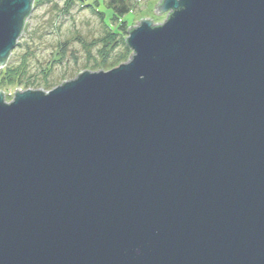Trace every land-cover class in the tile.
Listing matches in <instances>:
<instances>
[{
    "label": "water",
    "instance_id": "water-1",
    "mask_svg": "<svg viewBox=\"0 0 264 264\" xmlns=\"http://www.w3.org/2000/svg\"><path fill=\"white\" fill-rule=\"evenodd\" d=\"M154 8L128 62L0 92V264H264V0Z\"/></svg>",
    "mask_w": 264,
    "mask_h": 264
},
{
    "label": "rangeland",
    "instance_id": "rangeland-1",
    "mask_svg": "<svg viewBox=\"0 0 264 264\" xmlns=\"http://www.w3.org/2000/svg\"><path fill=\"white\" fill-rule=\"evenodd\" d=\"M94 1H33L16 45L6 65L0 67V92L6 103L13 100L16 89L48 92L81 72H107L128 62L132 51L121 40L128 32L119 29V21H111L120 2L132 10L123 17L130 27H137L143 19L161 25L167 18V14L153 12L160 0H96L102 15L86 6Z\"/></svg>",
    "mask_w": 264,
    "mask_h": 264
},
{
    "label": "trees",
    "instance_id": "trees-1",
    "mask_svg": "<svg viewBox=\"0 0 264 264\" xmlns=\"http://www.w3.org/2000/svg\"><path fill=\"white\" fill-rule=\"evenodd\" d=\"M41 0H35V3L37 4L38 2H40ZM121 3V5H117V6H115V8H114V12H113V14H112V19H111V21H119L120 22V24H119V29L121 30V31H124V30H130V25L129 24H127L126 23V21H124L123 20V17L126 15V14H128L130 11H132V10H129L127 7H125V5H124V3H122V2H120ZM98 3L96 2V0L94 1V4L92 5V6H89V5H86L87 7H89L93 12H97L98 14H100V15H102L103 13L102 12H100L99 10H98V5H97ZM99 11V12H98ZM132 28V27H131ZM128 33H129V31H128ZM109 38L110 39H114L115 38V36H112L111 34H109ZM124 39V36L123 37H121V40H123ZM130 50H129V48H127L126 47V52L127 53H130L129 52ZM7 73L9 74V72H8V70H7ZM13 75V74H12ZM9 76V75H8ZM9 78V77H8ZM10 79V81H11V78H9ZM8 79V80H9ZM12 79H15L16 81H18V78L17 77H15V78H12ZM17 83V82H16Z\"/></svg>",
    "mask_w": 264,
    "mask_h": 264
}]
</instances>
